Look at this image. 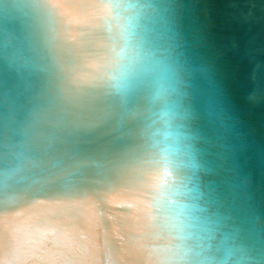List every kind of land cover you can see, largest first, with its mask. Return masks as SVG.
I'll use <instances>...</instances> for the list:
<instances>
[{"label": "water", "instance_id": "1", "mask_svg": "<svg viewBox=\"0 0 264 264\" xmlns=\"http://www.w3.org/2000/svg\"><path fill=\"white\" fill-rule=\"evenodd\" d=\"M85 1L0 0V233L95 210L157 264H264V0Z\"/></svg>", "mask_w": 264, "mask_h": 264}, {"label": "bare ground", "instance_id": "2", "mask_svg": "<svg viewBox=\"0 0 264 264\" xmlns=\"http://www.w3.org/2000/svg\"><path fill=\"white\" fill-rule=\"evenodd\" d=\"M51 1L60 3L59 8L73 20L87 18L89 7L85 0ZM75 74L73 69L72 77ZM95 111L83 121L93 120ZM88 212L91 217L85 215L78 220L46 212L13 223L6 233H0V264H157L154 250L143 244L139 235L131 240L114 227V232L109 227L101 231L97 212ZM52 214L63 218L55 219ZM83 219L87 220L85 224L79 222ZM137 223L144 225L141 220Z\"/></svg>", "mask_w": 264, "mask_h": 264}]
</instances>
